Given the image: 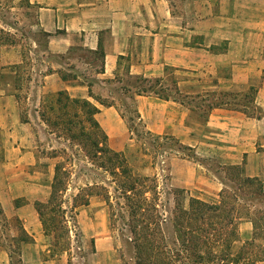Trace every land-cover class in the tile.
Returning <instances> with one entry per match:
<instances>
[{
    "label": "crops",
    "instance_id": "1",
    "mask_svg": "<svg viewBox=\"0 0 264 264\" xmlns=\"http://www.w3.org/2000/svg\"><path fill=\"white\" fill-rule=\"evenodd\" d=\"M28 2L37 9L38 26L47 37V53L65 59L74 45L90 53L101 46L104 58L103 69L95 70L92 82H84L75 73H67L75 78L62 79L61 74L67 70L62 65L64 61L50 60L41 74L42 80L34 81L26 92L25 112L14 76L4 78L5 70L15 62L0 63V205L4 214L20 220L32 238L22 244L20 264H59V260L63 264V255L41 253L44 234L32 204L43 198L42 190L49 187L47 180L52 182V164L48 161V175L38 168L29 170L44 164L47 158L57 157L52 142L62 137L50 130L40 112L55 101L61 90L72 98L93 102L99 108L95 118L110 136L113 131L110 116L117 110L114 105L104 106L95 101L88 88L93 94L114 101L116 96L105 85L121 86L123 75L164 77L166 66H170L179 86L196 85L198 75L206 76L208 86H255L252 99L255 110L248 114L214 108L206 122L211 131L205 135V141L206 149L221 164L240 166L245 176L261 181L264 192V0ZM136 102L144 120L152 109L162 110L163 119L156 126L158 133L170 129L179 134L178 128L186 115L181 104L148 95H138ZM46 146L51 156L43 152ZM194 174L190 172L188 177ZM19 198L24 202L16 204ZM238 232L242 241L252 238L251 220H240ZM2 252L0 264H8ZM256 264H264V259Z\"/></svg>",
    "mask_w": 264,
    "mask_h": 264
},
{
    "label": "rangeland",
    "instance_id": "2",
    "mask_svg": "<svg viewBox=\"0 0 264 264\" xmlns=\"http://www.w3.org/2000/svg\"><path fill=\"white\" fill-rule=\"evenodd\" d=\"M36 12V7L28 0H0V51H3L0 63L18 62L9 65L4 78L10 79L14 76L22 112L26 110V92L34 81L39 83L42 80L41 74L50 60L54 63L64 61L62 65L67 69L64 71L78 74L84 82L94 81L95 70L100 65L98 55L90 53L80 45H74L65 59L47 53V37L38 26ZM138 78L144 77L123 75L121 86L105 85L116 96L112 101L117 111L110 116L113 128L110 136L100 127L106 135V145L123 154L125 165L133 175L147 177L146 185L149 190L145 192V196L154 197L162 216L165 217L168 230L170 210L174 208L176 196L182 206L187 207L189 197L216 202L222 189L232 192L237 187L250 194L251 191L259 190L258 183H244L242 178L245 175L240 176L236 169H229V165L221 164L206 149L208 144L205 141V135L211 131L206 122L214 108L239 110L248 114L255 110L252 104L255 86H208L204 75L197 76L196 85L179 86L170 66H166L164 77L147 78L149 81ZM155 78L159 79L158 82L154 81ZM151 84L160 93L167 94L168 100H173L185 108L186 115L181 128H178L181 130L179 134L172 133L170 129L157 132L156 126L163 119L162 110L157 107L146 113L145 120L141 117L136 102L138 95L160 97L152 91L138 93L141 86L147 87ZM103 99L109 101L107 97ZM61 137L60 140L53 139L52 142L56 147L53 153L57 157L47 158L42 165L29 167V170L38 168L48 175L49 161L52 164V176L54 166L58 163L62 164L66 172L64 182L67 189L63 192L62 199L63 207L67 210V223L61 227L62 218L55 211L58 214L55 216L56 228L45 230L42 226L44 237L40 242L41 253L57 257L63 255V264H134L128 242L129 234L122 229L126 219L121 217L125 214L122 199L118 198V193L113 189V177L87 157L78 145ZM43 152L46 156H51L52 153L47 146ZM193 171L194 176L188 177ZM185 179L191 180L190 183L184 182ZM50 183L47 180L49 187L42 190L43 198L33 201L35 208L46 203ZM181 183L190 187L182 186ZM86 185L93 187L85 192L87 203L72 207L73 195ZM101 185L108 190L109 200L117 211L116 221L109 218L110 209L104 197L105 189L100 188ZM176 189L184 191L178 194ZM23 202V198L15 200L16 204ZM248 205L256 213L255 218L260 224V232L259 229L256 230L259 235L244 241L239 237L231 252L237 251L244 244L248 246L253 258L264 259V194H255L250 200L239 201V210L242 212L240 220L246 219L244 214ZM45 212L47 214L44 218L55 213L48 209ZM54 235L59 240L57 245H54ZM31 239L22 228L20 220L16 216L4 214L0 205V251H3L2 256L8 260V264H20L22 244L30 242ZM58 263L62 262L59 260Z\"/></svg>",
    "mask_w": 264,
    "mask_h": 264
},
{
    "label": "trees",
    "instance_id": "3",
    "mask_svg": "<svg viewBox=\"0 0 264 264\" xmlns=\"http://www.w3.org/2000/svg\"><path fill=\"white\" fill-rule=\"evenodd\" d=\"M93 53L98 55L101 71L104 58L102 47L98 46ZM61 78L64 80L75 78V75L62 73ZM138 79L149 81L147 78ZM158 80V78L154 79L155 82ZM141 91H152L168 99V95L154 89L153 84L147 87L141 86L138 93ZM88 94L101 105H114L113 101H106L93 94L90 88ZM98 111L99 108L87 98H72L66 91L61 90L57 92L55 101L40 112V116L52 132L78 145L87 157L113 177V189L118 193V198L122 199L125 214L121 217L126 218L122 229L129 234L128 242L131 245L134 264H256L258 259L251 256L248 246L242 244L237 251L231 252V250L240 237L238 223L242 218V212L239 210V201L250 200L255 194H264L258 178L248 176L242 178L246 184L258 183L257 192L251 191L250 194L237 187L233 188L232 192L222 189L216 202L189 197L187 207H183L181 201L177 199L179 197L176 196L174 208L170 210V230H168L165 217L162 216L154 197L145 196V192L149 190L146 185L147 177L133 175L125 165L123 154L106 145V135L95 118ZM228 168L236 169L240 176L244 175L238 165ZM65 175L62 164H55L48 199L45 204L41 203L42 206L36 207L45 230L56 228L55 216L58 214L62 218L61 227L66 226L67 210L63 207L62 199L63 192L67 189L64 182ZM92 188L86 185L84 189L73 195L72 207L86 204L85 192ZM100 188L105 189L104 197L110 209L109 218L116 221L117 211L109 200L108 190L103 185ZM176 191L179 194L184 190L176 189ZM116 204L119 205V202ZM250 206L248 205L244 216L251 220L252 237L255 238L259 235L260 224L255 218L253 207ZM46 209L52 213L56 211L58 214L55 212L56 214L44 218L47 214ZM56 237L57 235H54V245L59 244Z\"/></svg>",
    "mask_w": 264,
    "mask_h": 264
}]
</instances>
